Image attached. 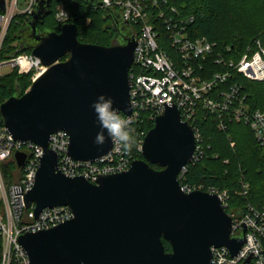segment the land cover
<instances>
[{
	"label": "water",
	"instance_id": "water-1",
	"mask_svg": "<svg viewBox=\"0 0 264 264\" xmlns=\"http://www.w3.org/2000/svg\"><path fill=\"white\" fill-rule=\"evenodd\" d=\"M82 1L102 7L100 1ZM51 3L37 0V10L20 33L23 45L32 48L47 70L28 92L0 107L15 141L43 149L34 187L25 195L26 207L35 205L36 219L43 210L62 206L74 214L64 224L18 238L29 263L211 264L212 248L221 247L237 256L245 235L230 237L233 222L219 196L182 189L179 175L194 158L196 140L175 105L156 118L144 139L143 159L126 172L102 176L93 184L57 170L58 155L49 148L57 132L68 134L67 156L73 161L95 163L113 149L109 139L94 143L100 128L91 104L104 94L131 115L129 72L136 38L126 34L130 25L111 10H106L116 33L111 46L80 42L76 24L62 26L59 33L40 32L38 25L51 15ZM27 158L16 154L18 168ZM163 240L171 252L165 251Z\"/></svg>",
	"mask_w": 264,
	"mask_h": 264
},
{
	"label": "built area",
	"instance_id": "built-area-1",
	"mask_svg": "<svg viewBox=\"0 0 264 264\" xmlns=\"http://www.w3.org/2000/svg\"><path fill=\"white\" fill-rule=\"evenodd\" d=\"M0 57L9 30L17 17L32 19L37 10V0H0ZM68 0H52L51 10L55 21L64 26L74 24V17L67 9ZM102 9L119 14L124 22L135 26L137 34L134 62L130 69L131 115L121 112L131 120L132 145L123 148L113 142V149L95 163L73 161L67 156L69 136L60 131L51 136L49 148L58 155L57 170L67 177H83L96 184L102 176L119 174L130 169L142 154L148 132L142 129L145 117L155 125L166 106L175 105L182 120L194 130L196 150L190 164L179 175L186 193L202 191L219 196L226 213L232 219L231 238L245 235V244L237 256L232 257L226 247L212 248L211 264H264V205L256 206L250 201L251 184L242 176L238 196L245 200L239 206L231 202L229 191L206 188L203 185L182 184L190 165L205 159L207 148L198 126L199 112L215 116L218 128L226 132L230 123L248 127L264 153V108L252 109L245 86L240 81H264V43L255 39L241 54H233L231 48L223 52L206 37L192 39L183 24H173L166 17L168 0H100ZM162 3V4H161ZM171 6V5H170ZM175 14L174 7H168ZM51 11V12H52ZM154 17L164 18L166 35L163 36ZM170 47L171 51L167 48ZM215 65L221 71H214ZM8 69L9 72L4 73ZM47 68L32 52L0 58V80L17 71L20 75L32 74V82L45 73ZM4 103V102H3ZM0 101V107L3 104ZM234 147L235 143H231ZM28 155L23 168H18L16 154ZM43 149L30 142H17L6 129L0 114V237L2 239V264H30L18 238L27 233H36L64 224L74 218L67 206L45 209L38 219L35 205L26 207L25 195L32 190L40 167ZM228 164V161L224 162ZM16 168L14 177L6 182L4 169Z\"/></svg>",
	"mask_w": 264,
	"mask_h": 264
},
{
	"label": "trees",
	"instance_id": "trees-1",
	"mask_svg": "<svg viewBox=\"0 0 264 264\" xmlns=\"http://www.w3.org/2000/svg\"><path fill=\"white\" fill-rule=\"evenodd\" d=\"M260 1L168 0L169 6H165V10L166 17L173 18V24L183 23L188 28L192 39L206 37L210 42L216 44L217 51L225 53L226 48H231L230 53L241 54L255 39H261L264 43V21L248 25H245L244 22V17H247L246 15ZM170 5L178 11V14L168 10ZM67 6L74 17L73 23L78 27L80 42L100 46L115 44L113 37L116 36V33L112 22L107 18L106 10L102 7L91 6L82 0H68ZM155 13L153 12L151 21L158 24L163 36H167L166 26L163 23L164 18L154 17ZM51 15H53V11ZM18 18H22V21L15 23ZM30 21V18L22 16L15 19L4 44L1 59L32 52V48L23 45L20 37L21 31L28 26ZM14 23L18 26L24 24V28H15ZM38 29L41 32H60V28H54L47 17L42 25H38ZM133 35L135 36V34ZM167 49L171 51L170 47ZM213 67L216 72L222 69L215 64ZM240 81L245 86V93L252 109H263L264 81L251 82L243 79ZM31 84L32 74L20 75L17 71H13L2 77L0 80V101L3 103L13 96H22ZM197 122L209 149H206L205 159L188 167L182 184L203 185L206 188L227 190L231 202L243 207L245 200L238 196L239 180L243 176L251 184L250 201L256 206L264 205V153L252 131L248 127L234 122L229 124L226 132L221 131L218 128L217 118L203 111L199 112ZM153 127V122L145 117L142 129L149 132ZM232 142L235 143L234 147L231 146ZM137 159H143V155H138ZM225 161H228V164H225ZM152 167L159 169L154 165ZM163 244L166 252L172 250L169 243L163 240ZM2 252L0 237V264H2ZM12 264H16V262L14 261Z\"/></svg>",
	"mask_w": 264,
	"mask_h": 264
},
{
	"label": "clouds",
	"instance_id": "clouds-1",
	"mask_svg": "<svg viewBox=\"0 0 264 264\" xmlns=\"http://www.w3.org/2000/svg\"><path fill=\"white\" fill-rule=\"evenodd\" d=\"M114 104L113 98L104 94L97 96L92 102L91 108L100 128L94 143L103 145L106 139H109L127 149L133 143L130 135L132 122L122 116L121 110Z\"/></svg>",
	"mask_w": 264,
	"mask_h": 264
},
{
	"label": "rangeland",
	"instance_id": "rangeland-1",
	"mask_svg": "<svg viewBox=\"0 0 264 264\" xmlns=\"http://www.w3.org/2000/svg\"><path fill=\"white\" fill-rule=\"evenodd\" d=\"M263 2L264 0H261L256 6L253 7V9H251V11L246 15L247 17H244V22H245V25H248L249 23H262L264 21V5H263ZM67 9L70 11V8L67 6ZM71 12V11H70ZM47 18H49V23L51 25H53L54 28H62V25L56 23L55 19H54V16L53 15H49ZM19 21H22V18H18L17 22ZM14 23V27L15 28H24L23 25L24 24H21V26H18L17 24ZM247 27V26H246ZM249 28V27H247ZM125 32L126 34H137V30L135 28V26H127L125 28ZM102 37V36H101ZM113 41L115 42V36L113 37ZM9 72L8 69H5L4 70V73H7ZM33 83V82H32ZM32 84L28 87L27 91L28 92L31 88ZM4 172H5V180L6 182L10 181V178L14 177L15 175V172H16V168H13V169H4Z\"/></svg>",
	"mask_w": 264,
	"mask_h": 264
},
{
	"label": "flooded vegetation",
	"instance_id": "flooded-vegetation-1",
	"mask_svg": "<svg viewBox=\"0 0 264 264\" xmlns=\"http://www.w3.org/2000/svg\"><path fill=\"white\" fill-rule=\"evenodd\" d=\"M40 32H41V30H40ZM171 251H172V250H171ZM171 251H170V252H171Z\"/></svg>",
	"mask_w": 264,
	"mask_h": 264
}]
</instances>
